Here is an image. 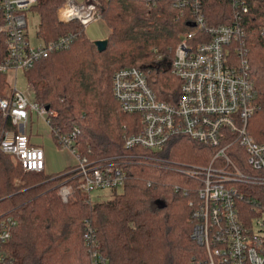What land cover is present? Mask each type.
I'll use <instances>...</instances> for the list:
<instances>
[{
    "label": "trees",
    "instance_id": "16d2710c",
    "mask_svg": "<svg viewBox=\"0 0 264 264\" xmlns=\"http://www.w3.org/2000/svg\"><path fill=\"white\" fill-rule=\"evenodd\" d=\"M96 1L110 31L102 52L80 24L57 21L62 0H37V37L44 43L65 38L68 46L24 72L32 100L53 113L50 133L59 148L58 138L77 128L72 148L90 161L148 154L123 148V136L138 133L141 122L139 115L120 111L112 93V74L122 68H139L157 98L173 102L179 82L169 63L181 35L191 31L188 12L184 10L180 16L173 7L175 0L155 4ZM248 7L243 26L258 105L249 131L260 140L264 135V0H250ZM204 11L212 25L229 22L232 14L227 0H209ZM6 56L0 37V61ZM6 82V75L0 74V97ZM7 130L16 128L0 112V137ZM156 156L203 166L211 160L213 150L180 136ZM122 169L125 180L120 193L114 190L111 198L93 202L76 190L64 203L57 190L69 177L66 171L56 176L26 172L13 156L0 151V216L6 214L16 223L2 250L12 264H91L83 239L86 222L109 264H192L202 258V249L190 237L199 184L158 166L131 162Z\"/></svg>",
    "mask_w": 264,
    "mask_h": 264
},
{
    "label": "built area",
    "instance_id": "2783aa9c",
    "mask_svg": "<svg viewBox=\"0 0 264 264\" xmlns=\"http://www.w3.org/2000/svg\"><path fill=\"white\" fill-rule=\"evenodd\" d=\"M139 1L155 4L157 0ZM207 1L173 3L180 16L187 10L191 26V31L181 35L169 63L171 74L179 82L173 102L159 100L139 68H122L112 74V93L120 111L139 115L141 122L138 133L123 136V148L148 154L90 161L72 148L79 134L73 128L58 138L60 148L68 149L76 163L66 170L69 177L58 185L57 194L66 203L76 190L89 198L94 191L122 189V166L131 162L175 170L199 184L190 235L202 249L196 264H264V135L258 140L249 131L258 105L243 26L250 0H227L232 14L229 22L221 25L207 22ZM36 5L37 0H0V37L7 51L0 61V74L7 78L0 112L15 128L29 124L30 111L48 125L53 114L17 90V73L28 71L68 46L65 38L44 43L37 34L42 44L29 42L27 13L36 12ZM56 18L59 23H78L84 29L102 21L96 0H62ZM180 136L211 148L209 163L170 162L156 156L171 139ZM0 138V151L13 156L24 171L45 169L43 150L31 146L20 129L4 131ZM15 226L11 217L0 216V264H12L2 248ZM83 239L91 264H109L89 222L85 223Z\"/></svg>",
    "mask_w": 264,
    "mask_h": 264
},
{
    "label": "rangeland",
    "instance_id": "374dc122",
    "mask_svg": "<svg viewBox=\"0 0 264 264\" xmlns=\"http://www.w3.org/2000/svg\"><path fill=\"white\" fill-rule=\"evenodd\" d=\"M39 22H40V17L38 13L36 12L27 13V24H28L27 38L33 46H38L42 44V41L40 39H37L36 37ZM102 22L105 24L104 21ZM104 24L102 23L90 24L86 29H84L85 34L91 38L107 35L108 27L106 26V24L105 25ZM158 56L161 57V55ZM28 85H29V81H27V78L25 77L24 73L22 72V70L19 71L17 73V78H16L17 90L21 92H26L29 95V97L33 99V91L28 87ZM32 122L34 125L37 126L36 132L39 135V137H44V139H46L45 141L47 142V144L51 146L49 161L53 164L54 168H59V165L61 164L62 161L72 160L69 150L65 148H59L56 145V143L53 141L49 133V125L45 122L44 119L42 118L37 119L36 116H33ZM56 172L59 171H55V173ZM117 192L120 193L121 189L117 190ZM112 193L113 192L109 190L94 191L91 192L89 195L90 197L89 196L88 197L90 198L91 201L98 202L101 200H107L111 198ZM192 264H196L195 261H192Z\"/></svg>",
    "mask_w": 264,
    "mask_h": 264
},
{
    "label": "crops",
    "instance_id": "0c3cea01",
    "mask_svg": "<svg viewBox=\"0 0 264 264\" xmlns=\"http://www.w3.org/2000/svg\"><path fill=\"white\" fill-rule=\"evenodd\" d=\"M95 23H102L104 24L102 21H97V22H94L92 24H95ZM105 25V24H104ZM109 29L107 30V35H102V36H98V37H88V39L92 42H95V41H100V40H106L108 39V36H109ZM33 116H36L37 119L41 118V117H38L35 113H32L31 111L29 112V119H30V122L29 124L25 125L24 127L23 126H19L16 128V131H22L24 132V134L27 135L28 137V141H29V144L31 146H34V147H38L40 149L43 150L44 152V170L42 171L44 175L46 176H56L66 170H68L69 168H71L75 163H76V158L75 156L70 152V155H71V158L72 160L70 161H62L61 164L59 165V168H54L53 167V164L49 161V158H50V148L51 146H49L47 144V142L45 141L46 139H44V137H39V135L37 134L36 132V125L33 124L32 122V118ZM49 133H50V127H49ZM50 136H51V133H50ZM52 138V136H51ZM54 143V142H53ZM56 146V145H55ZM57 147V146H56ZM58 148V147H57ZM55 171H59V172H56Z\"/></svg>",
    "mask_w": 264,
    "mask_h": 264
},
{
    "label": "water",
    "instance_id": "95a60500",
    "mask_svg": "<svg viewBox=\"0 0 264 264\" xmlns=\"http://www.w3.org/2000/svg\"><path fill=\"white\" fill-rule=\"evenodd\" d=\"M107 42H108V39L106 40H100V41H95L93 42V44L95 45L96 49L99 51V52H102L105 50L106 46H107ZM46 110H49V107H45Z\"/></svg>",
    "mask_w": 264,
    "mask_h": 264
}]
</instances>
